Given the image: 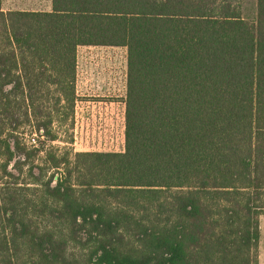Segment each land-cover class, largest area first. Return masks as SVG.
<instances>
[{
	"label": "trees",
	"instance_id": "1",
	"mask_svg": "<svg viewBox=\"0 0 264 264\" xmlns=\"http://www.w3.org/2000/svg\"><path fill=\"white\" fill-rule=\"evenodd\" d=\"M81 46L126 49L121 151L54 145ZM263 212L264 0L0 10V264H259Z\"/></svg>",
	"mask_w": 264,
	"mask_h": 264
},
{
	"label": "rangeland",
	"instance_id": "2",
	"mask_svg": "<svg viewBox=\"0 0 264 264\" xmlns=\"http://www.w3.org/2000/svg\"><path fill=\"white\" fill-rule=\"evenodd\" d=\"M3 6L40 7L48 0H1ZM126 49L81 46L77 52L76 102L72 124L58 127L54 145L78 151H121L124 145ZM71 135V141L68 138ZM67 141V142H66ZM264 264V219L259 243Z\"/></svg>",
	"mask_w": 264,
	"mask_h": 264
},
{
	"label": "crops",
	"instance_id": "3",
	"mask_svg": "<svg viewBox=\"0 0 264 264\" xmlns=\"http://www.w3.org/2000/svg\"><path fill=\"white\" fill-rule=\"evenodd\" d=\"M1 2V0H0ZM47 4V3H46ZM37 8H42V5H40V7H21V6H3L0 3V10L2 11H7V10H13V9H20V10H33V9H37ZM264 219V212L259 216V223H260V238H261V233H262V221ZM259 243H260V239H259ZM259 259L261 260V252L259 251V244H258V262ZM259 264H262L259 262Z\"/></svg>",
	"mask_w": 264,
	"mask_h": 264
},
{
	"label": "built area",
	"instance_id": "4",
	"mask_svg": "<svg viewBox=\"0 0 264 264\" xmlns=\"http://www.w3.org/2000/svg\"><path fill=\"white\" fill-rule=\"evenodd\" d=\"M37 140H38V136L35 133L27 137V142L32 145H36Z\"/></svg>",
	"mask_w": 264,
	"mask_h": 264
}]
</instances>
